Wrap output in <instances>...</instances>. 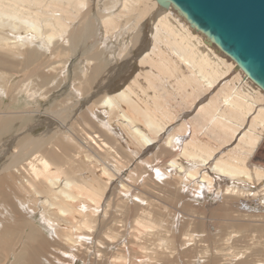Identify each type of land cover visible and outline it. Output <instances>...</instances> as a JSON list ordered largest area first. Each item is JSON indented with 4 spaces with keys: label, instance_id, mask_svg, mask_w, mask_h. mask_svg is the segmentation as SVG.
<instances>
[{
    "label": "bare ground",
    "instance_id": "obj_1",
    "mask_svg": "<svg viewBox=\"0 0 264 264\" xmlns=\"http://www.w3.org/2000/svg\"><path fill=\"white\" fill-rule=\"evenodd\" d=\"M125 25L140 54L137 66L126 55L117 72L111 69L116 78L109 74L122 86L105 85L101 77L90 94L97 53L86 59L79 84L72 85L82 97L71 104L76 111L93 102L77 116L81 133L48 129L26 137L35 127L29 126L0 143V181H15L16 203V210L0 205V233L19 221L30 226L34 220L25 215L40 212L41 228L63 245L57 263L41 261L39 241V256L19 255L13 264H75L90 242L98 244L103 264H191L208 250L215 259L206 264H264V92L169 6L156 0H0V126L41 115L27 105L20 112L1 110L2 98L14 90V68L36 51L31 46L60 57L66 37L75 48L91 41L99 51L114 52L108 44L125 40ZM127 50L121 46L118 56ZM52 68L45 78L58 76ZM16 90L15 96L31 101L51 92L29 85ZM60 110L45 116L59 117L67 108ZM13 145L17 151L11 152ZM136 157L140 163L124 179ZM155 176L166 179L159 184ZM206 195L219 200H199ZM113 208L136 215L130 248L117 243L123 229L116 227L94 239L97 222ZM219 222L225 225L219 228ZM43 230L31 227L29 239L37 242ZM109 245L115 250L109 252Z\"/></svg>",
    "mask_w": 264,
    "mask_h": 264
},
{
    "label": "rangeland",
    "instance_id": "obj_2",
    "mask_svg": "<svg viewBox=\"0 0 264 264\" xmlns=\"http://www.w3.org/2000/svg\"><path fill=\"white\" fill-rule=\"evenodd\" d=\"M92 1L94 2V5H95L97 0H92ZM169 7L174 12H176L171 6H169ZM94 8L96 9V6H94ZM95 9H94V11H95L94 14L96 15V13L98 14V12H96L97 9L96 10ZM95 17L97 18L98 16L96 15ZM179 17H181V16L179 15ZM97 20H98V18H97ZM98 22H99V20H98ZM88 24L89 23H86L84 25V27L87 26ZM98 25L102 28V22L101 21L98 23ZM124 29H126V32H128V35L124 41L119 40V42H118L115 39H112V40H110V42L108 44L109 49H111V47L115 48L114 52H110L112 50H106L105 48H104L105 50L103 52L99 51L97 48V44H94L91 41L80 43L77 46V48H75L74 44L71 43L70 38H66V37H64V40L66 39V41H68V44L64 43V45L66 47V52H63L60 57L56 53L50 54V52H48L47 50L46 51L43 50L41 52L39 47L37 49H35L36 46H31L32 47L31 50H36V51H32L28 54L27 63H26V65L23 64L24 67L22 65H20V66L14 68V70H15L14 76L9 81L10 89L13 88L14 90L12 89L13 91H12L11 95L9 96V98H2L3 102H2V106H1L2 109L1 110L5 111V112H10V111L20 112L23 110L22 108L27 105L28 107H32V109H34V110L38 109L41 112V115L38 119L37 118H34V119L33 118H31V119L26 118L27 120L26 119H22V120L6 119V120L2 121L1 126H0V143L2 141L4 142L6 140H9L10 138H13V136L15 137L17 135V133L19 131H21V128L29 127V126H35V127L33 128V130L31 132L26 133V135H25L26 137H37V136L45 135L47 133L48 129H50V130H52V129L53 130H61L63 132L73 130L74 132L81 133L80 130H81V128L84 127V124L79 121L77 116L81 112V110H86V108L91 106V104L93 102H90L87 105L83 106L81 110L76 111L77 108L76 109H75V107L73 108L71 104H75L77 101L81 102L82 97L79 96L78 93L73 90L72 85L74 83L79 84L80 76L82 75L81 70H82V67H84L86 65L85 64L86 59L90 56L92 57L93 54L97 53V55L94 56V58H96V60L94 62L97 65L96 66L94 65V67H92V69L96 67V69L93 70L95 76H94L93 81H92L93 83L91 86L92 88L90 89L91 91L88 90L89 93L93 94L94 91L95 92L97 91V89L99 87L97 85V83L99 82L98 80H100L101 77L104 78L103 83L105 85H107V82H105V81H108V82L111 81L110 83H108V85L112 84V86L114 85V87L122 86V84H121L122 82H120L121 78H119V80L117 79L116 82H114L115 79L113 80V78H116L117 73H115V71L113 72L111 69L116 70V72H117L118 68L116 69V67L120 66L119 64H121L122 61L125 60L126 55L128 58L129 57L134 58L137 54L140 55L139 52L136 51V47L133 48V43L131 42V39H132L131 28H129L127 25H125ZM201 35L204 38H206L203 34H201ZM103 36H104V34L102 33V31H100L99 38L102 39ZM99 41H100V39H99ZM101 41H103V40H101ZM101 41H100V43H101ZM112 45H114V46H112ZM119 46L120 47L123 46V48L128 46L129 47V51L127 50L128 53L126 51L125 53H122L118 56L117 50H119V48H120ZM100 48H103V46H100ZM218 52H220V51L218 50ZM42 53H45V54H42ZM112 54H114V57ZM224 57H226L227 59H230L225 55H224ZM99 59H100V62L98 61ZM137 62H138L137 58L135 57L134 61H132V63L133 64L135 63L134 65H136ZM231 62H233V61L231 60ZM116 65H118V66H116ZM4 66L11 68L8 65H4ZM52 67H54L56 69L55 73L58 74V76H56V77H54V76L48 77L47 76V78H45L43 76V74L50 71ZM62 68H63V70H62ZM16 69H17V71H16ZM34 69L36 71L38 70V72H36V74H35ZM107 69L109 71H111V73ZM32 71H34V72H32ZM39 71L41 72V74H39ZM106 72H107V74H106ZM112 73H113V78L111 76ZM109 74H111V75H109ZM90 76H91V74H90ZM123 76H124V74L122 75V77ZM107 77H110V79L108 80ZM112 81H113V83H112ZM94 82L95 83L97 82V83L94 84ZM116 83H118V84L115 85ZM253 84L254 83H252V85ZM25 85H29V86L33 87L34 89H38V90H40L41 88L42 89L49 88L51 90V92L46 95L47 96L46 99L45 98L43 99V97L38 96L35 101H31L30 99H27L22 94L15 96L14 93L18 91L16 89L23 87ZM253 86H256V85L254 84ZM94 87H96V89L93 91ZM258 89L261 91L260 88H258ZM88 91H86V92L88 93ZM261 92H263V91H261ZM99 95L100 94L97 93V96H96L97 99L99 98ZM82 103L84 104V102H82ZM68 105H70V107H68ZM63 108H67V110H66V112H64L59 117H57V115H55L56 118H54V117L52 118V116L50 114L45 116V114H47V113L53 114V113H55V111H57V112L61 111L60 109H63ZM59 119H61V120H59ZM64 120H66V123ZM48 122H49V124H48ZM79 124H81V125H79ZM3 125H5V126H3ZM68 129H70V130H68ZM19 142L20 141H17V145ZM17 145L11 146L12 147L11 152L17 151V149L14 148ZM108 159L112 163L115 162V159L112 158V156H110ZM263 161H264V159L262 160L261 164L264 163ZM136 162H139V159L137 157H136V159H134L133 162L131 161L129 164H127V166L128 165L129 166L124 171L125 172L124 173V175H125L124 179L126 178L128 172L130 170H133V168H131V167H133V165L136 164ZM3 164H4V160L0 161V169H1ZM147 169H148V167H147ZM156 171L157 170H152V172H156ZM145 176L146 175L143 174V177H145ZM163 179H166V177L157 178L155 176V178H154V180L157 181L159 184H161L160 181H162ZM141 181H142V178L139 180V183H141ZM14 182L15 181H11L9 178H7L4 182L0 181V205H8L10 208H13V209H15L14 205H16V203L14 201L12 202V200H13L12 198H13V195L15 193V190L13 189V183ZM195 195H196V193H195ZM130 199L133 200L134 198L132 197ZM199 200L203 201V202H206L209 200L211 202H215V201H218L219 198L218 197L215 198L213 195H211V196L206 195V196H204V198L202 197ZM163 201H164V199H163ZM192 201H193V199H192ZM165 203H171L172 205L177 204L176 208L181 207L180 202L176 203V201H173L171 199H166ZM0 210H2V209L0 208ZM25 216L27 218H32L35 221V222L34 221L29 222V225L31 227H33V228L40 227V229L43 230V228H41V226H40V224H41L40 212L37 213V217L35 215H25ZM135 218H136V215H134L132 213H126L122 208H120L118 210L113 208L109 214L102 215L100 220L97 222L99 227L96 230L97 238L94 237V239H99L100 234L103 235V233L110 231L111 228L116 227L117 229H123V234L121 235V238H120L122 240H119L117 243H120L122 241L121 247L123 244H126V247L130 248L131 237H129L128 232H131L130 230L132 229ZM113 219H116L117 222L114 221ZM118 221H120V222H118ZM220 223L221 222L217 223L218 224L217 227L220 226ZM117 224H118V226H117ZM119 224H122L121 225L122 227ZM7 225L9 226V223ZM182 225L185 227L186 224H182ZM221 225L223 227L225 224L221 223ZM30 226H28L23 221H19L16 225L14 224V228L9 227L8 229H5L2 233H0V264H13L18 260L19 255H22L23 257H27L29 254L28 259H32V258L34 259L36 256H39V252H38L39 246L37 244L39 241H42L44 243L43 247L40 251L41 261L44 263L46 260L45 257H47L51 260H55V261H53L54 263L58 262L57 259H59V258L56 255L58 252L56 253V251H58L60 249L62 250V247H63L62 243L60 241H55V242L52 241L50 234L45 230L42 231L44 234H41L39 237L37 235V238H38L37 242L29 239L28 234L31 230ZM199 227H201V228H196V231L201 232L204 228L202 226H199ZM222 227L220 226L219 228H222ZM182 228L183 227H181L180 229H182ZM217 231H219V230H217ZM214 235H215V233H213L211 235V237H213ZM84 238H87V237H84ZM91 243L92 242H90V244L88 246H84V247H87V249H85L83 247L82 254L79 255V257L75 261L76 262L75 264H103L102 261L99 260V257H98L99 253L96 252L97 248L94 247L95 245H98V244H96L94 242L95 244L91 245ZM146 246L150 247L148 244H146ZM108 247H109L108 248L109 252L115 250L114 248H112L113 247L112 245H109ZM126 249L127 248H125V251H126ZM46 250H48V251H46ZM4 251H8V254H5ZM58 255L61 256L59 253H58ZM132 255L133 254H130V256H132ZM205 256H206V258L204 260L198 261V262L194 261V262H191V264H204V263L206 264L209 259H210L209 261H212V258H214L212 255H210L209 250ZM208 257H210V258L207 260ZM5 259H7V260H5ZM38 259L39 258H37V260ZM97 260H99V261H97ZM255 261L256 260H254V262ZM246 263L249 264V262H244V264H246ZM155 264H170V263L167 261H158ZM250 264H252V263H250Z\"/></svg>",
    "mask_w": 264,
    "mask_h": 264
},
{
    "label": "water",
    "instance_id": "obj_3",
    "mask_svg": "<svg viewBox=\"0 0 264 264\" xmlns=\"http://www.w3.org/2000/svg\"><path fill=\"white\" fill-rule=\"evenodd\" d=\"M230 58L264 92V0H156Z\"/></svg>",
    "mask_w": 264,
    "mask_h": 264
}]
</instances>
